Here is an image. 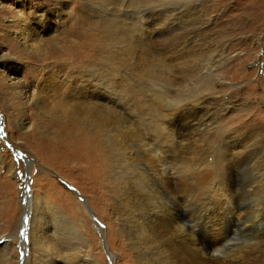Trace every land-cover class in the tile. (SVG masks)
<instances>
[{
    "label": "rangeland",
    "instance_id": "1",
    "mask_svg": "<svg viewBox=\"0 0 264 264\" xmlns=\"http://www.w3.org/2000/svg\"><path fill=\"white\" fill-rule=\"evenodd\" d=\"M162 8H168L166 12L173 16L180 13L181 19L178 16L172 24L176 26L173 34L152 38L148 34L152 23L148 21L163 12ZM48 17H51L50 27L44 30ZM31 27L41 36L31 34ZM21 33L27 35L29 44L19 41L17 35ZM81 41L87 42L90 53L91 65L86 74L93 73L94 77L86 75V81L77 82V87L71 83L69 88L65 71L57 66L73 60L70 56L74 50H67V44ZM165 63L171 67L164 66ZM178 70L183 73L179 74ZM169 71L171 75L181 76V81L177 84L163 81L161 75ZM198 73L207 74L195 86L198 78L194 76ZM187 82L193 83L195 93H190L187 86L191 84ZM101 84L105 85L106 98L113 97L115 102L111 104L120 110L98 112L101 123L76 118L71 111L73 97L63 95L64 91L68 93L72 87L78 90L76 96L90 90L95 94L99 86L103 87ZM162 84H170L173 92L163 93ZM37 86L50 96L47 97L50 105L38 106L29 93L27 96L22 93ZM154 88L162 94L153 93ZM179 88L182 91L188 88L185 92L190 94L186 95L195 94L194 97L205 88L216 91L197 104L191 102L193 97L181 95ZM180 103H186L184 111L175 116L176 121L170 119ZM119 115L125 119L122 128L135 131L144 139L159 141L161 152L171 155L175 167L189 175L187 182L192 190L187 191L188 218L196 219L202 208L211 206L207 212L218 214L219 233L225 236L230 232L231 242L236 246L229 248L231 254L255 251L248 254L246 264H264V249L257 252L253 246L264 228V211L257 207L264 203V0H0V264H49L52 258L48 254L42 262L40 251L30 243V224L22 216L25 183L33 197L44 199L53 211L64 212L66 230L62 234L66 233V237L59 235L63 241L76 242L74 237L79 231L93 246L98 264H139L129 240L124 238L129 232L120 226L125 223L127 230L130 224L123 204L127 189L136 198L140 195L137 201L143 207L147 202L146 191H154L150 195L155 196L151 199L156 203L168 199L169 204L171 198L162 192L158 181L137 176L139 163L122 164ZM19 119L25 120L26 125L19 126ZM173 121L185 127L191 136L183 149H178L167 134ZM63 125L68 126L63 132L68 131L71 136L62 141L52 140L50 134ZM76 125L89 135L83 134L81 138ZM29 133L33 135L26 137ZM85 136L92 138L88 140ZM234 137L248 140L251 152L238 159L227 156L228 142ZM104 161L108 167L101 172ZM222 162L231 164L224 166ZM223 167H230L228 175ZM206 168L213 169L212 177L202 180L199 170ZM119 172L122 177L116 175ZM224 178L228 180L234 202L247 216L241 221H233L213 202ZM84 203L89 204L93 216L86 214ZM36 206L37 211L43 210V202ZM246 219L252 220L249 228L241 227ZM55 222L61 219L50 221L52 225ZM207 224L205 228L212 231ZM175 236V232H170L165 238L169 241L168 258L160 259L163 256L152 245L144 248V253L147 251L154 262L159 257L157 264H179L191 251L177 243ZM72 251L68 252L80 253V250ZM187 259L189 264H194L195 261ZM79 260L75 258V264Z\"/></svg>",
    "mask_w": 264,
    "mask_h": 264
},
{
    "label": "bare ground",
    "instance_id": "2",
    "mask_svg": "<svg viewBox=\"0 0 264 264\" xmlns=\"http://www.w3.org/2000/svg\"><path fill=\"white\" fill-rule=\"evenodd\" d=\"M163 10H164L163 12L160 10L161 13L157 14L156 18H155V16L153 17L155 19L152 18L148 21V24L152 23L151 26L150 25L148 26V28H149L148 34L151 35L152 38H155L157 36L163 37L168 32L174 33V31H175L174 28L176 26L173 27L172 24L177 20L178 16L181 19L180 15H179L180 13L179 14L177 13L176 14L177 16H173V14H168V12H166V11H169L168 8H164ZM184 12H186V11H184ZM48 16H51V14L49 13ZM51 17L46 18V25L43 28L44 30H47L50 27ZM188 17H190V16H188ZM193 22H194V20H193ZM178 27H180V25ZM36 30L34 27H31L29 32H31V34H34L36 36H41L39 31L38 30L36 31ZM17 36L20 37V38H18L19 41L23 40L24 45L29 44V41L27 39V35L25 33H23V34L21 33V35H17ZM167 38H168V36H167ZM183 38H184V36H183ZM185 40H186V38H185ZM188 40H189V38H188ZM86 43H87L86 41H81V42H74V43L67 44V46H66L67 50H74V53L72 56H70V54H69L70 59H73V60L71 62L69 61L70 63L64 62V64L61 63L62 65L57 66L59 69H63L65 71V73H66L65 81L67 79L66 84H68L69 88L71 86V83H73L72 85H74V84L76 85L77 82L86 81V78H85L86 75L89 77H91V76L94 77L93 73H91V75L89 73L86 74V72H87L86 69L89 70V67L91 65L89 62L90 53H88L89 49L87 48ZM67 62H68V60H67ZM166 65H169V64L165 63L164 66H166ZM78 66H80L79 70H77ZM169 66L171 67V65H169ZM169 66H167V67H169ZM82 68H83V70H82ZM43 71L45 72V70H43ZM176 72L177 71L175 70L174 73H176ZM178 72H179V70H178ZM180 72L183 73L182 70ZM180 72H179V74H180ZM182 73H181V75H183ZM206 74L198 73L196 76H194L195 78H198L195 81L194 85L196 86L199 84V82L203 81L204 78H206ZM208 76H209V74H208ZM161 77H162L163 81H165V82L169 81V82L174 83V84L179 83L178 81L179 80L181 81V79H182L181 76L178 77L175 74L171 75V72L170 73L164 72L161 75ZM166 83H168V82H166ZM187 83H189V82H187ZM170 84H168L169 86L162 84V92L163 93L169 94V93L173 92V87L170 88ZM189 84H191V85L187 86L189 89L186 88V90H184V91L180 90L181 88H183V86H181L179 84L181 86V88H179L177 90L179 91V93L181 95L188 96V95H186V93L188 94L189 92H185V91H187V89L190 90V93H195V92H193V91H195V87H194L193 83H189ZM101 85H103V87L99 86L97 88L95 94H93L92 90H90V91L83 92L84 94L82 96H76L78 93L77 92L78 90L76 91L72 87H71V89H69L70 91H68V93H67V90L64 91L63 95L67 94V95H70L73 97V98H70L71 99L70 101L72 102L71 103V107H72L71 111L73 112V114L75 115L76 118H78V117L81 119L85 118V119H88L92 122L101 123L100 119L97 117L98 116L97 114L104 113L105 111H107V112L112 111L113 112L115 110H120L119 107L111 104V102H113V103L115 102V101H112L113 97H111V95H110L111 98H109V99L106 98L107 93L104 92L105 91V85L104 84H101ZM46 86H48V85H46ZM171 86H174V85L171 84ZM180 86H177V87H180ZM76 87H77V85H76ZM206 89H209V91H205ZM151 90L153 91V93L162 94V92H160L157 88L156 89L154 88ZM205 90L203 93H200L199 96L194 97L195 94H192V96H188V97H193L191 102H196L198 104L199 102L205 100V96L207 97V96L214 95L215 91H216V90H214V88H211V89L205 88ZM52 91H50V93H52ZM22 93L26 94L25 96H27L29 93V96H31L32 99L35 100V103L38 106H41V105L44 106L49 100V99H47V97H50V96H47V94L44 93V91L42 89H40L38 86L36 89L34 88L33 90H23ZM53 94L54 93H52V95ZM64 97H66L68 99L67 96H64ZM92 97H94V98H92ZM86 98H91L94 101L93 100L92 101L91 100L90 101L85 100ZM186 102H189V101H186ZM185 104L186 103H182V104L180 103V105H178L179 107H177L175 109V112L174 113L171 112V116L174 115V118L173 117L171 118V116H170V119H173L176 121L175 116L179 112L181 113L182 111H184L183 106ZM47 105H50V104L47 103ZM190 105L192 106L191 103H190ZM185 108H186V106H185ZM98 112H101V113H98ZM118 119H119V121L117 122L118 123V130L120 131V132H118V135H120V138H121L120 139L121 142H119V143H121L122 150H123L119 154V155H123L122 164L123 163L126 164L127 162L128 163H137V164L139 163L141 166L139 165L137 167V169L139 170V171H137L138 172L137 176L138 177L139 176H145L151 180L158 181L160 183L161 190H163L162 192L165 191L167 194L170 195L169 197L171 198V202H170L171 204L170 203L168 204V202H167V201H169L168 199L165 203L164 202H158L159 200H157V203H156L155 201L152 200L153 198L151 199V197H153L154 195L153 196H152V194L150 195V192L154 193V191L153 190L152 191H146L147 193H144V197H145V200L147 202H145V207H143V204L141 206V204H140L141 202H139L140 201V199H139L140 195L138 196V198H136L135 194L131 193L127 189L126 201H125V203H123V202L122 203L124 204V208H125V209L124 208L123 209L126 210V212L128 213V217H129L128 220H129L130 224L127 226V230H125V225H126L125 223L122 222V225L120 224V226L123 229V231L129 232V233H127V234H129V236L127 238L126 237H124V238L129 240L128 244L131 245L130 247L135 254V258H136L137 262L139 264H157L156 261L160 260V259H164V256H165V258H168L167 256H168V254H170L168 252L169 251L168 250V242L169 241H168V239L166 240L165 238H166V236H169L170 232H175L176 233L175 237H177V240L175 238L176 242L181 243L182 245L190 248L191 254L187 255V258L195 261L194 264H246V257H249V255H251L252 251L249 253L247 251L245 253L239 252L236 254L235 253L231 254V252L229 251V248H231V247L234 248L236 246L235 245L233 246V243L231 242L230 232H226L225 236L221 235V233H219L218 225L220 222L217 221V215L218 214L216 215V213L211 214L210 212H207L208 208H211V206L207 207V208L204 207L205 209L202 208L203 210L199 211L198 217L196 219L195 218H188V215H187L188 209L187 208H188V204H189V202H188L189 199H188V195H187L188 192L187 191L190 190L192 187H190V185H188L187 181L190 179V177L185 172V170L177 169L174 165V164H176V162L173 159V157L169 154H164L161 152L163 150L162 149L163 147L158 146V143H160L159 141H157L155 139L154 140L153 139H144V138L140 137L139 135L135 134L134 133L135 131L130 132L128 130H125V129H127L126 127L122 128V124H123L125 119L123 117H121L120 115L118 116ZM119 122H121V123L119 124ZM125 123H127V122H125ZM18 124H19V126L20 125L25 126L26 122H25V120L19 119ZM166 125H167V123H166ZM193 125H196V123H194ZM72 126L73 125H71L69 127L70 130L72 129ZM169 126H170V129H167V132H168L167 134L172 136V139H171L172 143L176 144L178 146V149H183L184 145H186L187 142H189V140H190L189 138H191V136L185 132V131H187V132H189V131L187 129H184L185 127H182L181 125L177 126L174 123V121H173L172 125H169ZM64 127H68V126L63 125L58 130H54L50 134V138L52 140L62 141L64 139H67L68 136L70 137L71 135L68 133V131L63 132ZM75 127L77 128V131L81 134V138H82L83 134L89 135L87 133H84V131L81 129V126L76 125ZM76 128H75V130H76ZM131 128L132 127H130V129ZM67 130H68V128H67ZM164 130H166V129H164ZM197 130L198 129H196V131ZM69 132L71 133V131H69ZM31 135H33V134L29 133V134H26L25 136L29 137ZM76 135H77V132H76ZM85 138L90 140V138H92V137L85 136ZM164 139H166V138H164ZM253 143H254V141H253ZM254 144H256V143H254ZM250 146H251V144L248 143V140L239 141V140H237V138L234 137V139H231L230 142H228V149H227L226 155L230 156L232 158H237V159L241 156L244 157V155H246L248 153V151L251 152V150H249ZM255 153H257V152H255ZM250 160H252V159H250ZM177 162H179V161H177ZM219 162H220V160H219ZM252 162H251V164H252ZM235 163H237V162H235ZM225 164L223 163L224 166L229 165L231 163L227 162V164L226 165ZM107 167H108V163H107V161H104V164H102L101 172L106 171ZM120 167H123V165H120ZM211 167H212V165H211ZM230 167H233V166L230 165ZM230 167H223V169L225 170L224 172H226V175H228L227 174V168H230ZM118 168H119V162L117 164L116 172L118 171ZM132 168H130V170ZM212 170H210L209 168H206L204 170H199L200 173L198 175L199 176L202 175V178H203L202 180H205L208 177H210V175L212 177ZM193 173L196 174V171ZM116 175L120 176L121 172L116 173ZM134 175H136V174H134ZM257 175H259V173ZM121 177H122V175H121ZM225 178H226V176H225ZM225 178L223 179L222 184L220 183V186L217 189V191H215V193H214L215 194V200L213 202L217 207H219L218 209L221 212H224L226 215L231 216L233 218L232 219L233 221H235V220L241 221V219H243L245 216V212L240 211L241 210L240 205H238L237 203L234 202L233 195H232L233 193L231 194L230 189L228 188V180ZM198 180H199V178H198ZM198 180H196V182H198ZM200 180H201V177H200ZM202 180H201V182H202ZM213 180H214V178H213ZM215 182H213V183H215ZM257 182H258V180H257ZM24 187H25L24 192H26L27 194L25 193L26 202L24 203V208H23L24 210L22 213V216L24 219L23 218L22 219L24 222L29 221V224H30V226H29L30 243L32 246H34V247L36 246V248L40 251L41 261L44 260L43 258H45L48 254H50V255H52V258H51L52 262L50 261L49 264H63V262H64V264H70L71 262H72V264H75L76 262L74 261V259L77 257L80 258L78 264H98V258L93 253V246L85 238V236L82 235L79 231L77 232V236L74 237V238H77L76 239L77 241L74 243H72L73 241L72 242H66L67 240L63 241V239H61V237L59 236L62 234V231L66 230V226L64 223V220H65L64 212L62 211L63 212L62 213L60 210H54L53 211V208L51 207V205L48 206L46 204V201H44V199L40 200L38 197L32 196L33 194L30 192L27 183L24 184ZM203 187H204V185H203ZM152 188H154V187H152ZM262 188H264V187H262ZM145 190H147V189H145ZM256 192H254V193H256ZM262 193H264V192H262ZM29 194H30V196H29ZM189 196H190V194H189ZM208 196H210V195H208ZM247 196H249V195H247ZM141 198H143V197H141ZM138 199H139V201H137ZM260 199H262V198H260ZM40 202H43L44 206H43V210L42 211L40 210V212H39V211H37L38 208H37L36 204L40 203ZM197 202H198V199H197ZM257 203H258V201H257ZM259 204L257 205V207L259 206L258 207L259 211L260 210L264 211V203H261V206ZM33 205H34V207H33ZM84 205H85V209H87L86 214L90 213L93 216V213H92L91 209L89 208V204L84 203ZM198 207H200V206H198ZM213 208H214V206H213ZM44 209H45V211H44ZM124 210H122L123 211L122 213H125ZM195 211H196V209H195ZM30 213H32V214H30ZM127 213H125L126 217H127ZM260 216H261V214H260ZM30 217H31V221H30ZM245 217L247 218V216H245ZM52 218L59 219V220L61 219V222H55V225H52L50 223ZM122 219H124V218H122ZM80 221H81V223L83 222V220H80ZM251 222H252V220L251 221H248V219L243 220V226H241V227L249 228L250 226H252ZM253 222H255V221H253ZM72 223H74V222H72ZM199 223H201L202 225L200 226ZM207 223H209V225L211 227L210 229H212V231H209L205 228ZM263 224H264V222H263ZM68 225H69V222H68ZM82 226H83V224H82ZM254 229H255V227H254ZM258 229H259V227H258ZM261 229H262V226H261ZM77 230H78V228H77ZM255 230H257V228ZM67 232H68V230H67ZM68 233H67L68 237H70L69 235H71V234H70V232H68ZM71 233H72V231H71ZM102 233L100 236L101 238H102ZM62 236H63V234H62ZM63 237L64 238L66 237V233ZM57 238H58V240L59 239L60 240L58 241ZM62 241H63V243H62ZM209 242H210V244H209ZM235 242H236V240H235ZM149 245L153 246L152 249L156 248L157 252L154 250L153 251L158 253V254H161L163 256V258L159 259V257H158V259L157 260L155 259L156 261L154 262L153 258H151L150 255L147 256L148 252L146 251V254H145L144 253L145 251H143V250H144V248L149 249V247H147ZM211 245H213V247ZM238 245H239V242H238ZM240 245H241V243H240ZM253 246H256L258 248V249L256 248L257 252L261 249H264V228L259 233V235H258ZM247 247H249V246H247ZM69 250H71V251L72 250H76V251L80 250V253H78V252L75 254L69 253L68 252ZM150 251H152L151 248H150ZM228 251L230 253H228ZM154 252H152V254ZM232 252H234V250ZM254 252H252V253L255 254ZM161 255H160V257H161ZM260 256H262V255H260ZM187 258L186 257L182 258L180 260L181 262H179V264H189V260ZM258 259H259V257H258ZM168 260L170 261L169 263H171L172 260L167 259V261ZM174 261L176 262V260H174ZM175 264H178V263L176 262Z\"/></svg>",
    "mask_w": 264,
    "mask_h": 264
},
{
    "label": "snow or ice",
    "instance_id": "3",
    "mask_svg": "<svg viewBox=\"0 0 264 264\" xmlns=\"http://www.w3.org/2000/svg\"><path fill=\"white\" fill-rule=\"evenodd\" d=\"M22 235H23V233H22Z\"/></svg>",
    "mask_w": 264,
    "mask_h": 264
}]
</instances>
